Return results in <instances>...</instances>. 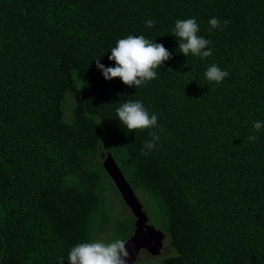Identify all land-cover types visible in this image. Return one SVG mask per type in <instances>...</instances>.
I'll use <instances>...</instances> for the list:
<instances>
[{"label":"trees","instance_id":"trees-1","mask_svg":"<svg viewBox=\"0 0 264 264\" xmlns=\"http://www.w3.org/2000/svg\"><path fill=\"white\" fill-rule=\"evenodd\" d=\"M213 17L222 27L209 31ZM187 18L211 56L179 52L172 30ZM128 35L172 54L140 88L96 67L115 66L108 56ZM212 64L229 73L220 84L206 79ZM137 100L157 128L129 132L119 121L116 109ZM256 121L264 0H0V264H69L72 247L102 233L127 242L135 219L102 163L110 155L165 235L152 257L160 264H264ZM152 131L160 140L142 155ZM111 192L123 201L118 218Z\"/></svg>","mask_w":264,"mask_h":264},{"label":"clouds","instance_id":"clouds-1","mask_svg":"<svg viewBox=\"0 0 264 264\" xmlns=\"http://www.w3.org/2000/svg\"><path fill=\"white\" fill-rule=\"evenodd\" d=\"M145 23L148 27H153L156 22L155 20H146ZM229 23L230 21L225 20L223 26H227ZM209 24V31L222 27L219 18L216 17L211 18ZM172 31L173 35L179 39L178 48L183 55H192L201 59L212 55V50L209 47L211 41L198 35L200 26L195 18L176 20ZM171 55L162 43H155L143 35H128L116 42V46L111 49V55L108 56L110 61H115V66L106 67L100 62V59L95 61L97 69L102 72L105 80L119 78L128 87L140 88L158 78L157 69H160L171 58ZM205 76L208 81L220 84L229 76V73L216 64H212L207 68ZM116 114L129 132L158 127V116L151 114L139 100L123 103L116 109ZM262 128H264V122H254L253 130L255 132H259ZM150 137L151 139L144 143L141 150L142 155H148L160 140L156 131L150 132ZM248 139L255 141L258 136L250 135ZM126 243L122 239H115L111 242L95 240L79 243L69 252V264H128L130 253ZM145 255L150 256L147 253ZM59 262L63 264V259Z\"/></svg>","mask_w":264,"mask_h":264},{"label":"water","instance_id":"water-1","mask_svg":"<svg viewBox=\"0 0 264 264\" xmlns=\"http://www.w3.org/2000/svg\"><path fill=\"white\" fill-rule=\"evenodd\" d=\"M104 167L135 219L134 234L126 243V247L130 253L128 264H136L142 251H145L151 257H160L165 239L164 233L149 224V219L143 210L142 203L124 177L112 155L106 156Z\"/></svg>","mask_w":264,"mask_h":264},{"label":"rangeland","instance_id":"rangeland-1","mask_svg":"<svg viewBox=\"0 0 264 264\" xmlns=\"http://www.w3.org/2000/svg\"><path fill=\"white\" fill-rule=\"evenodd\" d=\"M110 197H111V199H110V202H111L110 207H111V211L113 212L112 215L114 217L118 218L120 216V213H117L116 212L115 203L117 201V204H118L119 209L120 210H123L124 209L122 207L123 201L121 202L119 196L116 195V193H114V192H111L110 193ZM138 197H139V200L141 201V203H143L144 209L145 210L148 209V207H145V204H144L145 202H144L143 196L142 195H139ZM126 212L130 213L129 210H126ZM105 235H107V233H102L101 235H99V237H100L99 240L104 239L106 237ZM113 240H115V237L114 236H110V235H109L108 238L104 239V241H106V242H111ZM93 241H95V240H93ZM165 243H167V242L165 241ZM166 251H167V248H166ZM159 259L160 258H151L148 255H145L144 254V255H140V258H139V261L137 262V264H160V260Z\"/></svg>","mask_w":264,"mask_h":264},{"label":"flooded vegetation","instance_id":"flooded-vegetation-1","mask_svg":"<svg viewBox=\"0 0 264 264\" xmlns=\"http://www.w3.org/2000/svg\"><path fill=\"white\" fill-rule=\"evenodd\" d=\"M143 254H145V253H143Z\"/></svg>","mask_w":264,"mask_h":264}]
</instances>
